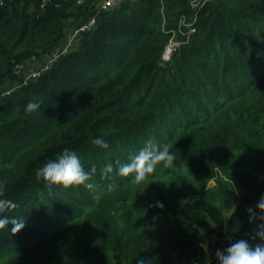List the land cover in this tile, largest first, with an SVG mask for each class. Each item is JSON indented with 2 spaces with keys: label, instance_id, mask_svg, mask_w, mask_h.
Listing matches in <instances>:
<instances>
[{
  "label": "trees",
  "instance_id": "16d2710c",
  "mask_svg": "<svg viewBox=\"0 0 264 264\" xmlns=\"http://www.w3.org/2000/svg\"><path fill=\"white\" fill-rule=\"evenodd\" d=\"M191 3L0 0V184L25 220L0 230V264H217L213 235L249 238L246 209L264 194V0H211L198 15ZM170 30L182 45L166 62ZM149 140L174 169L121 176L116 161ZM65 148L96 166L95 188L37 178Z\"/></svg>",
  "mask_w": 264,
  "mask_h": 264
},
{
  "label": "clouds",
  "instance_id": "9594fccd",
  "mask_svg": "<svg viewBox=\"0 0 264 264\" xmlns=\"http://www.w3.org/2000/svg\"><path fill=\"white\" fill-rule=\"evenodd\" d=\"M40 107L41 102L33 99L27 102L24 110L31 113ZM91 142L100 148H109V142L102 136L93 137ZM175 160V154L167 144H153L149 140L127 162L116 161L118 166L116 171L121 176H131L132 180L138 183L147 179L148 174L155 171L157 166L174 169ZM103 171L104 174L112 173L113 164L107 163ZM95 172V165L91 169H86L77 151L65 148L55 159H48L38 167L36 176L43 180L49 190L78 186L93 189L96 186L93 182ZM17 207V202L6 194L4 185L0 184V230L11 226V230L15 233L25 226L22 217L9 215ZM246 211L249 221L255 224L254 230L248 234V239L240 238L225 248H217L215 251L217 264H264V194ZM150 262L148 261L147 264ZM138 264H145V261L140 260Z\"/></svg>",
  "mask_w": 264,
  "mask_h": 264
},
{
  "label": "built area",
  "instance_id": "2783aa9c",
  "mask_svg": "<svg viewBox=\"0 0 264 264\" xmlns=\"http://www.w3.org/2000/svg\"><path fill=\"white\" fill-rule=\"evenodd\" d=\"M119 1L120 0H103L101 5L99 6L101 9H108V8L115 7L119 3ZM209 1L211 0H192L191 7L193 9H196L197 15H198L200 10ZM94 21L95 19L93 18L88 24L82 26L80 29H77L75 33L67 41H65L62 44L61 47L57 48L54 51L53 55L46 61L45 66L41 69H37L36 71H33V72L31 71L27 79L39 77L43 73V71L48 70L54 63L58 61V59L60 58L62 54L66 53L74 46L75 40L77 38L76 36L81 31L89 29L94 24ZM181 24L187 25L185 18L182 19ZM165 30L166 29L164 27V31ZM192 31H194V29ZM167 32H171L172 36L169 40V43L166 45L163 51V55H162L163 60L166 62L172 59L173 54L177 52L182 45V42L176 37V31L170 30ZM237 239L238 238L236 237V234L233 231H230L228 227L226 226L223 230H221L219 234L212 236V243L214 245L222 244L224 247H227L228 244L234 242Z\"/></svg>",
  "mask_w": 264,
  "mask_h": 264
},
{
  "label": "rangeland",
  "instance_id": "374dc122",
  "mask_svg": "<svg viewBox=\"0 0 264 264\" xmlns=\"http://www.w3.org/2000/svg\"><path fill=\"white\" fill-rule=\"evenodd\" d=\"M103 2V0H99V4L98 5H101V3ZM120 3H121V0L119 1V3L115 6V7H117V6H120ZM100 8V7H99ZM71 29L72 28H69V33H71L70 31H71ZM212 184H213V182H212Z\"/></svg>",
  "mask_w": 264,
  "mask_h": 264
}]
</instances>
